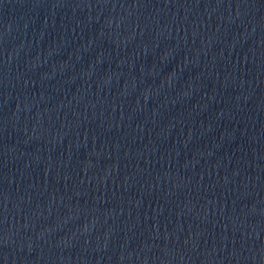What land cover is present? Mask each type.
I'll list each match as a JSON object with an SVG mask.
<instances>
[{
    "label": "water",
    "instance_id": "obj_1",
    "mask_svg": "<svg viewBox=\"0 0 264 264\" xmlns=\"http://www.w3.org/2000/svg\"><path fill=\"white\" fill-rule=\"evenodd\" d=\"M264 116V0H0V264H168Z\"/></svg>",
    "mask_w": 264,
    "mask_h": 264
}]
</instances>
